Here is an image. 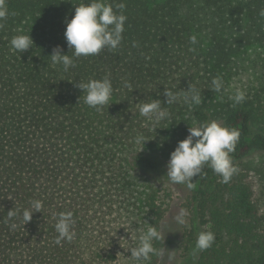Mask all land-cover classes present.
I'll list each match as a JSON object with an SVG mask.
<instances>
[{
	"label": "trees",
	"instance_id": "16d2710c",
	"mask_svg": "<svg viewBox=\"0 0 264 264\" xmlns=\"http://www.w3.org/2000/svg\"><path fill=\"white\" fill-rule=\"evenodd\" d=\"M87 2L7 0L9 16L0 21V264H157L162 254L129 257L149 226L160 232L165 215L160 188L146 175H166L189 127L212 120L240 132L229 154L237 172L222 183L205 165L193 177L186 259L264 264V160L245 161L264 152V0H105L118 13L115 5H126L119 47L73 57L65 72L50 54L59 47L72 56L66 22ZM27 33L33 47L11 50L12 37ZM105 77L113 91L98 111L75 85ZM190 88L200 104L185 101ZM166 89L177 97L172 104ZM239 92L244 100L236 103ZM153 99L169 113L155 130L138 114ZM140 135L149 139L142 149ZM35 200L43 209L29 222L22 215L6 222L8 210H30ZM68 211L75 236L57 244L54 225ZM209 230L214 243L198 250V234ZM161 237L154 247L163 253Z\"/></svg>",
	"mask_w": 264,
	"mask_h": 264
},
{
	"label": "clouds",
	"instance_id": "9594fccd",
	"mask_svg": "<svg viewBox=\"0 0 264 264\" xmlns=\"http://www.w3.org/2000/svg\"><path fill=\"white\" fill-rule=\"evenodd\" d=\"M115 7L121 11L119 13L114 11L113 5L106 3L105 0H89L87 3L76 5L74 15L66 22L64 31V37L69 49L72 50V56L64 54L59 47H56L50 54L53 65H62L63 70L67 72L70 67H75L73 57L97 55L105 48L117 49L122 41L127 17L122 11L126 7L123 2L116 4ZM259 15L264 17V9L259 12ZM8 16L7 0H0V21H4ZM190 43H197L195 36L190 37ZM33 44L29 33L15 35L10 41L11 50L19 53L33 47ZM213 85L215 90L219 91L221 81L218 78L214 79ZM75 86L86 93L84 102L89 107L99 111L103 106L110 104L113 87L107 77L79 82ZM189 91L191 95H186L185 101L190 102V106L191 104H200L199 92L195 88H190ZM164 95L166 104H172L176 101L177 97L171 90H164ZM234 100L236 103L242 102L244 94L242 92L237 93ZM138 114L153 124V130L157 128L155 125L169 116L159 99L140 104ZM239 139L240 132L238 129L223 126L215 120L203 123L198 127H189L188 135L178 141L169 155L166 173L168 179L172 183L185 184L189 189H194L196 185L193 182V177L200 176L204 166L207 165L221 177L222 183H228L237 172L229 154L235 150ZM146 140L149 139L140 135L135 138V143L142 145V149ZM42 209L43 203L40 200L32 201L30 210L21 212L11 208L7 211L6 222L22 215L23 223L26 224L32 219V213L42 212ZM187 215L188 213L182 209L175 217L176 222L184 224ZM74 223L71 211L59 214L54 225L58 233L57 244L62 240L71 241L74 238L75 232L72 230ZM10 227L14 229L16 224L13 222ZM161 238V233L157 228L149 226L139 236V245L130 248L131 255L129 257L139 262L149 260L151 255L162 254L154 247V241H159ZM214 241L215 234L212 231H202L197 236L195 247L203 251L210 248Z\"/></svg>",
	"mask_w": 264,
	"mask_h": 264
},
{
	"label": "rangeland",
	"instance_id": "374dc122",
	"mask_svg": "<svg viewBox=\"0 0 264 264\" xmlns=\"http://www.w3.org/2000/svg\"><path fill=\"white\" fill-rule=\"evenodd\" d=\"M264 160V152H257L245 160L247 163H258ZM255 165V164H251ZM250 180L255 182L254 173L250 170ZM147 179L154 182L160 188L161 200L165 207V215L161 221L160 233L165 239V247L157 264H191L187 260L185 248V232L191 226V218L187 208V201L192 189L185 184L172 183L163 172L146 175ZM258 187V186H256ZM258 190V189H256ZM258 192V191H257ZM185 210L188 215L184 224L176 222L175 217L181 210Z\"/></svg>",
	"mask_w": 264,
	"mask_h": 264
}]
</instances>
